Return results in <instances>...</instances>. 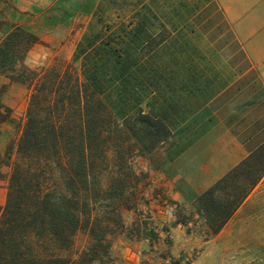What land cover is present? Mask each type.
Segmentation results:
<instances>
[{
	"label": "trees",
	"instance_id": "obj_1",
	"mask_svg": "<svg viewBox=\"0 0 264 264\" xmlns=\"http://www.w3.org/2000/svg\"><path fill=\"white\" fill-rule=\"evenodd\" d=\"M40 43L18 26L0 42V76L31 89L16 158L10 149L0 152V181H7L0 264H112L113 238L127 228L124 213L146 203L150 176L138 171L136 158L149 156L171 131L142 108L130 114L106 107L104 90L79 71L81 53L43 71L28 67ZM7 86L0 89V128L12 115ZM263 178L264 144L194 201L213 235Z\"/></svg>",
	"mask_w": 264,
	"mask_h": 264
},
{
	"label": "crops",
	"instance_id": "obj_2",
	"mask_svg": "<svg viewBox=\"0 0 264 264\" xmlns=\"http://www.w3.org/2000/svg\"><path fill=\"white\" fill-rule=\"evenodd\" d=\"M83 3L0 0V42L22 27L45 43L27 59L42 61L46 44L66 41L67 30L71 35ZM183 9L191 29H178L177 48L160 72L162 90L175 93L174 128L150 154H160L159 167L147 157L136 163L150 176L139 205L144 216L124 213L127 228L113 238L112 264H197L263 180L213 235L194 201L264 144V0H184Z\"/></svg>",
	"mask_w": 264,
	"mask_h": 264
},
{
	"label": "rangeland",
	"instance_id": "obj_3",
	"mask_svg": "<svg viewBox=\"0 0 264 264\" xmlns=\"http://www.w3.org/2000/svg\"><path fill=\"white\" fill-rule=\"evenodd\" d=\"M183 4L184 0H84L78 13L74 11V26L71 35L69 30L65 32L66 41L46 44L50 48L46 59H27L26 64L43 71L56 61L71 62L74 54L81 53L79 71L84 79L92 78L90 81L95 80L104 90L106 107L130 114L142 108L151 117L162 120L172 134L176 98L174 92L162 90L160 72L164 56L177 48L178 29L190 20ZM184 28L191 29L187 25ZM60 38H65L64 32ZM5 84L8 86L4 102L12 109V115L1 131L4 137L0 146L6 145L4 153L10 149L14 160L31 89L26 84L9 83L1 76L0 89ZM147 158L155 166L162 164L159 153ZM4 172L9 175L10 168H4ZM6 198L7 181L3 180L0 208ZM85 240L79 234L76 245L82 248ZM197 264H264V178L252 199Z\"/></svg>",
	"mask_w": 264,
	"mask_h": 264
}]
</instances>
